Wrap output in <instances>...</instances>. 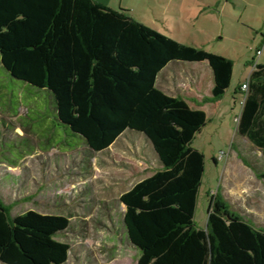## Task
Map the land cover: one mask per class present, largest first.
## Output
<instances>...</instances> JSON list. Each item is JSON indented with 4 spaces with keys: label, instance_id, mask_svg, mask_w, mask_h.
I'll use <instances>...</instances> for the list:
<instances>
[{
    "label": "trees",
    "instance_id": "16d2710c",
    "mask_svg": "<svg viewBox=\"0 0 264 264\" xmlns=\"http://www.w3.org/2000/svg\"><path fill=\"white\" fill-rule=\"evenodd\" d=\"M174 60L208 61L215 100L231 84V58L181 42L127 9L97 0H0V64L47 89L70 134L93 151L109 148L127 129L151 140L162 166L120 196L137 264H264V230L232 212L219 193L210 200L207 228L195 224L205 155L192 143L207 113L157 86ZM244 84L238 133L264 157V64L254 65ZM70 226L63 214L12 215L0 197V262L65 264L71 245L57 236Z\"/></svg>",
    "mask_w": 264,
    "mask_h": 264
},
{
    "label": "rangeland",
    "instance_id": "374dc122",
    "mask_svg": "<svg viewBox=\"0 0 264 264\" xmlns=\"http://www.w3.org/2000/svg\"><path fill=\"white\" fill-rule=\"evenodd\" d=\"M255 2L257 6L222 0L214 8L222 11L223 18L214 9L216 20L196 21V30L204 25V34L193 26L180 29L174 22L169 27L143 18L181 42L234 61L231 84L220 102L189 98L207 113V123L192 143L205 155L195 212V224L201 229L207 228L210 200L219 193L232 212L264 230L263 153L238 133L236 121L245 97L239 86L255 64H264V48L262 55L257 54L264 46V0ZM190 63L171 62L157 86L167 88L166 78L181 82L192 68ZM12 120L22 126L14 129ZM161 166L151 140L132 129L111 148L93 151L82 136L70 134L56 120L47 89L14 78L0 64V197L12 215L34 209L71 217L70 228L57 236L71 245L65 264H137L139 251L128 241L120 196Z\"/></svg>",
    "mask_w": 264,
    "mask_h": 264
},
{
    "label": "crops",
    "instance_id": "0c3cea01",
    "mask_svg": "<svg viewBox=\"0 0 264 264\" xmlns=\"http://www.w3.org/2000/svg\"><path fill=\"white\" fill-rule=\"evenodd\" d=\"M97 1L101 2L102 4L112 9H116V10L127 9L134 18H136L137 20L143 23H146L143 20V18L145 17L149 21H152V23L162 22L164 25L165 23L169 24L168 25L169 27H172L171 22H174L173 24L177 25V28L179 27L180 29L186 27L183 25H188L187 27L193 26L195 29L194 31H196L198 34H204L205 30H204V25H202L197 31L196 21H202V19H204L205 20L204 23H207L206 21L208 19L210 21L216 20V15L218 14L213 13L212 10L215 9L216 11H219L220 16L222 18L224 17L221 10L214 8V6H220L222 4V0H97ZM235 1H240V3L246 2L248 3V5H252V6L258 5L255 2V0H235ZM236 5L238 4L236 3ZM225 16L227 17L228 15L225 13ZM166 29L168 28L166 27ZM196 32H194V34ZM188 33L189 32H186V35H188ZM263 48L264 46L261 47L262 53H263ZM188 62H191L190 64H192L191 65L192 68L190 72H186V71L184 72V75H186L187 79L184 77V79H181V82L177 83L178 81L174 80L171 82L170 79L166 78L167 80L165 79V81L167 88L163 87V89L162 88L160 89L164 90L167 93H170L173 96H181L185 98L187 102L195 109H203L202 105L193 102L194 100L197 99L201 101H206L208 99L209 103L220 102L222 98L218 100L213 99V88L215 86V73L209 62L206 60L188 61ZM170 64L171 62L164 68L165 71L166 68L170 66ZM181 73L183 74V72ZM164 74L171 75L168 72ZM178 75L179 74L174 72V76H178ZM246 81L240 84L239 86L240 90L242 85ZM177 84H179V86ZM189 98L193 99V101L189 100ZM112 145H114V143ZM112 145L109 148H111ZM121 157L124 158L123 155ZM153 172L150 175H152Z\"/></svg>",
    "mask_w": 264,
    "mask_h": 264
},
{
    "label": "built area",
    "instance_id": "2783aa9c",
    "mask_svg": "<svg viewBox=\"0 0 264 264\" xmlns=\"http://www.w3.org/2000/svg\"><path fill=\"white\" fill-rule=\"evenodd\" d=\"M261 53H262V49H258L257 54L261 55ZM242 87H243L244 90H247L248 84H244ZM239 120H240L239 117H237V119H236L237 123L239 122Z\"/></svg>",
    "mask_w": 264,
    "mask_h": 264
}]
</instances>
